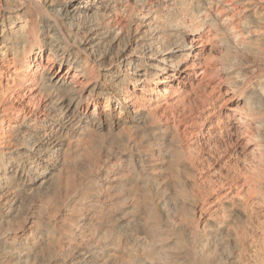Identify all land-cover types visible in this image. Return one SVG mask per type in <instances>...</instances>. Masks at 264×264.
I'll use <instances>...</instances> for the list:
<instances>
[{
	"label": "bare ground",
	"instance_id": "obj_1",
	"mask_svg": "<svg viewBox=\"0 0 264 264\" xmlns=\"http://www.w3.org/2000/svg\"><path fill=\"white\" fill-rule=\"evenodd\" d=\"M249 17L254 21L239 22ZM247 39L264 41V0H0V229L21 224L10 243L0 239L7 246L0 262L32 264L47 253L61 264H90L89 250L70 245L69 239L91 238L102 227L114 230L102 225L104 217L110 218L98 205L95 220L92 215L77 233L73 216L83 211L81 204L60 221L41 224L47 227L41 245L33 236L41 215L59 212L68 195L79 190L83 199L100 190L81 186L72 175L73 164L83 158L88 171L106 173L152 165L135 160L132 150L138 143L133 135L142 139L153 129L159 138L172 131L170 153H165L173 169L181 162L179 143L187 142V157H195L191 139L197 127L199 134L225 130L236 136L239 152L252 163L245 169L249 175L230 181L212 208L240 231L233 238L237 264H264V194L251 200L253 190L262 191L264 174V119L252 117L262 110L264 86L248 88L254 70L238 59L247 53ZM215 47L232 58L217 63ZM262 47L258 52L264 57ZM49 187L52 194L41 195ZM48 199L54 203L44 207ZM33 210L43 211L36 222ZM155 211L148 213L154 230L159 225ZM131 253L120 257L112 251V264H134ZM199 253L204 258L211 252ZM142 256L148 259L152 253L143 249Z\"/></svg>",
	"mask_w": 264,
	"mask_h": 264
},
{
	"label": "rangeland",
	"instance_id": "obj_2",
	"mask_svg": "<svg viewBox=\"0 0 264 264\" xmlns=\"http://www.w3.org/2000/svg\"><path fill=\"white\" fill-rule=\"evenodd\" d=\"M253 21L254 20L251 17L243 18L239 20V22H244V23L247 22L249 23ZM236 28L239 31H242L241 23H239ZM246 42L248 49L247 53L243 55L239 54L238 59L243 60L242 62L245 64V67L254 70L253 72L249 73L250 75L248 74V82H249L248 88L251 86L255 88H262V86H264V57L262 53L258 52V50L263 48L262 44L264 43V41L261 40L250 41V39H247ZM231 55L232 54L227 53L223 48L220 47H215L212 52V56L217 61V63L225 62L227 59L232 58ZM219 57H221V59ZM260 105L262 107V110L258 115L252 116L254 119L257 118L264 119V101H260ZM194 129L196 130L194 131L196 133L194 134L195 136L193 135L194 137H192L191 139V143L194 147V154L192 156L195 157L197 156L198 162L196 161L195 157H190V156L187 157L188 154H186L185 146H184V144H187V142L184 141L183 142L184 144L179 143V146L182 145L181 162H179L177 167L173 169L169 168L168 166V162L171 157L167 154L170 152L166 150V148L171 146L172 144L171 142L172 131L171 132L168 131L163 135L162 138H159L157 132L153 129L147 131L145 134L146 137H143L142 139L140 138V136H137V134H134L133 135L134 139L138 143H136V145L133 147L134 149L132 150V156L133 158H135V160L144 159L147 161H151L152 165L150 164L147 166L144 165V167L142 168L138 167L134 169H121L122 171L120 169L111 170V171L109 170L110 172L106 173L108 172L107 171L108 169H103L99 171L93 170L91 172L88 171L87 168H84L85 161L83 158L76 161L73 164L75 169L72 168V172H73L72 175L75 178V180L80 181V185L83 187H89L92 189H96L97 187H99L100 190L98 192L95 191L90 192L86 196L87 198L84 197L83 199L80 197L79 190L74 191L73 193L68 195L65 206L60 207L59 212H57L56 214H54L49 218L47 217L46 214L43 213L42 210L40 211L33 210L32 216L34 218L33 219L34 222L37 221L38 212L39 214L40 212L43 213L41 215L42 220L39 224L40 226L36 232L37 234L36 233L33 234V236L35 237L37 236L36 239L38 241V245H41V240L42 238H44L47 232V227L45 225H41L42 223L45 224L47 223L46 221L52 222L54 219L56 221H60L62 219V215L70 214L71 211L75 208V206H77V204H81L83 205V209H82L83 211L73 216V218L76 219V220L74 219V221L77 222V225L75 227L73 226V231L77 233V231L79 232L80 228H82L84 225L87 224L88 222L87 219L90 217L92 218V215H93V220H95L96 216H94L95 214L94 207L98 205L97 206L98 208L104 211H108L107 213H109L108 216L110 219L106 220V218L104 217V220L102 221V225L103 226L109 225L112 228H114V230L115 229L116 230L114 231L112 229V232H105L104 228L102 227L101 228L102 230L101 229L94 230L93 231L94 234L92 233V235L90 236L91 238L87 237L83 240H78V239L75 240L71 238L69 239L71 243L70 245L76 246L81 244L82 247H85L89 250V256L91 257L90 264H112V260H113L111 257L112 251L114 252V254H118V256L120 254V257H122V255L125 257L126 255L132 252L131 253L133 258L132 262L134 264H141V263L168 264V262H174L176 264H203L204 260L206 262L208 261L209 264H237V258H236L237 254L234 251L235 249H233V238L234 235L236 234L239 235L240 231L239 229L234 227L233 221L230 217L223 216L220 210L214 211V208L212 207L217 200L222 198L221 196L223 195V192L227 189V187L230 185L232 181L238 179L241 180L242 176H244L246 172L245 169L248 170L247 168H249L250 165H252V163L251 161L248 160V158L246 160L245 158L246 156L242 151L239 152L240 149H238L237 145H235L236 136L228 134L225 130L221 131V133L220 132L216 133L219 134L220 136L216 134L204 135V134H199L197 127ZM155 139L157 140L156 142L157 145L153 143ZM148 141H150L151 143L150 145H147ZM188 144L190 143L188 142ZM197 150L199 155L198 154L195 155V153H197ZM218 158L221 159L219 160ZM124 159L125 156L122 158L123 162ZM189 163H193L195 164V166L188 167ZM226 164L228 166H226ZM244 164L247 165L245 166ZM235 166L238 167L236 168ZM228 169H230L229 172ZM231 173L232 176H230ZM193 174L195 176H193ZM245 175L247 176L249 174H245ZM262 175H263L261 180L262 191L253 190L251 192V198H252L251 200L253 201H259V199L261 200V198L263 197L264 174ZM201 177H203V179ZM225 178L227 179V181H225L227 186L224 185L225 183H222L224 182V180H226ZM205 179L206 181H209L210 184L206 182ZM211 182L214 185H212ZM52 192H53V188L49 187L48 189L41 191V195L44 196L48 194L51 195ZM146 195H148L147 200L145 199ZM31 201L32 199L27 200V202L23 206L22 213L24 212L27 205ZM210 201L211 203H209ZM53 203L54 200L48 199L44 207H50L52 206ZM206 203L208 204L207 206ZM155 204H157L158 207ZM200 207L206 209L201 214H200ZM149 211L152 212L155 211L159 216V225L157 226L158 228L155 230L151 229L149 225L150 223V220L148 219ZM197 213L199 214L197 215ZM214 213H216L219 217L216 216V214ZM197 216L200 218H198ZM206 218L208 219V222L207 224L204 225L203 220ZM215 223H217L218 225ZM20 227H21L20 222H12L8 224L7 223L4 224L2 229H0V239H2L3 242L10 243L9 242L10 236L15 235L16 233H18L17 234L18 236ZM29 233L27 234L29 235ZM255 233L258 238L259 237L258 232ZM133 235L134 237H132ZM201 235L203 238L201 237ZM6 236H8L9 238ZM4 239H6V241H4ZM179 242L182 243L181 246L179 245ZM101 243L103 245H100ZM97 246H100V248L97 249ZM6 247H7L6 244L0 241V248H1L0 254L3 251H5ZM140 247L141 249H139ZM143 249L149 250V252L152 253V257L148 259L143 257L142 256ZM201 249H205V251L210 250L211 253L208 256L201 258L199 253ZM14 251L17 253L19 252L16 250ZM3 260L5 261H1L0 264H16L15 262H9L7 259H3ZM233 261L235 263H233ZM35 263L61 264L60 261H56L55 257H53V254H47V253L40 254L32 264ZM124 264H128V262L125 261Z\"/></svg>",
	"mask_w": 264,
	"mask_h": 264
}]
</instances>
